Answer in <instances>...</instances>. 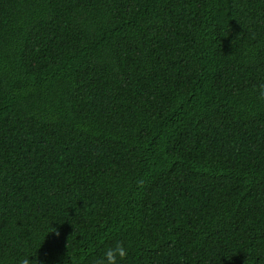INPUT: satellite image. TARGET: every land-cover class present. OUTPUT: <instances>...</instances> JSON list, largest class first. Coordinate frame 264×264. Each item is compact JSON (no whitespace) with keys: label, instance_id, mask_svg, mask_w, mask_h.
I'll return each mask as SVG.
<instances>
[{"label":"trees","instance_id":"1","mask_svg":"<svg viewBox=\"0 0 264 264\" xmlns=\"http://www.w3.org/2000/svg\"><path fill=\"white\" fill-rule=\"evenodd\" d=\"M120 242L264 264V0H0V264Z\"/></svg>","mask_w":264,"mask_h":264},{"label":"clouds","instance_id":"2","mask_svg":"<svg viewBox=\"0 0 264 264\" xmlns=\"http://www.w3.org/2000/svg\"><path fill=\"white\" fill-rule=\"evenodd\" d=\"M57 236L60 235L59 231L55 229L54 231ZM128 255V250L124 246L122 242L115 244L113 247L108 248L102 259L97 261V264H120V261H123L126 259ZM19 264H41L39 258L37 259H32L31 258H22L19 262Z\"/></svg>","mask_w":264,"mask_h":264}]
</instances>
